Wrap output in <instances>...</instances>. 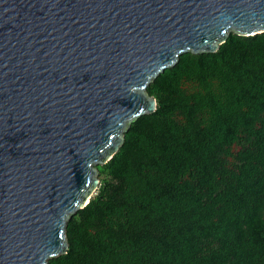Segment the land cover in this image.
Returning <instances> with one entry per match:
<instances>
[{
	"label": "water",
	"instance_id": "1",
	"mask_svg": "<svg viewBox=\"0 0 264 264\" xmlns=\"http://www.w3.org/2000/svg\"><path fill=\"white\" fill-rule=\"evenodd\" d=\"M264 33V0H0V264L63 255L97 166L184 53Z\"/></svg>",
	"mask_w": 264,
	"mask_h": 264
},
{
	"label": "trees",
	"instance_id": "2",
	"mask_svg": "<svg viewBox=\"0 0 264 264\" xmlns=\"http://www.w3.org/2000/svg\"><path fill=\"white\" fill-rule=\"evenodd\" d=\"M47 264H264V33L181 54Z\"/></svg>",
	"mask_w": 264,
	"mask_h": 264
}]
</instances>
